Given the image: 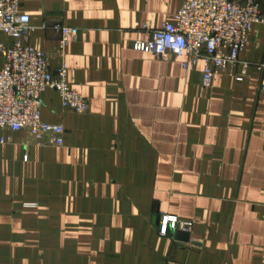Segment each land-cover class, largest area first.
Wrapping results in <instances>:
<instances>
[{
	"label": "crops",
	"instance_id": "0c3cea01",
	"mask_svg": "<svg viewBox=\"0 0 264 264\" xmlns=\"http://www.w3.org/2000/svg\"><path fill=\"white\" fill-rule=\"evenodd\" d=\"M183 4L20 0L30 45L52 72L67 65L90 109L43 94L63 147L0 129V264H264V24L203 92L202 62L137 49ZM58 26L74 30L65 47ZM160 214L192 224L188 237L160 236Z\"/></svg>",
	"mask_w": 264,
	"mask_h": 264
},
{
	"label": "built area",
	"instance_id": "2783aa9c",
	"mask_svg": "<svg viewBox=\"0 0 264 264\" xmlns=\"http://www.w3.org/2000/svg\"><path fill=\"white\" fill-rule=\"evenodd\" d=\"M261 24L264 16L260 0H184L176 23L153 30L147 41L137 43V49L158 59L185 57L183 68L188 71L202 62L201 88L208 92L217 76L240 64L253 27ZM34 30L30 16L21 13L20 0H0V33L13 41L9 46L0 44L4 58L0 70V129L25 130L38 147H63L64 127L42 120L43 94L55 90L63 109L77 114H87L90 104L72 88L65 63L52 72L47 54L30 45ZM56 31L62 34L61 45L65 47L74 30L58 26ZM257 67L262 73L260 91L264 93V62ZM0 143L5 144L6 139L0 138ZM191 229L192 224L160 214V236ZM165 264L181 263L169 259Z\"/></svg>",
	"mask_w": 264,
	"mask_h": 264
},
{
	"label": "water",
	"instance_id": "95a60500",
	"mask_svg": "<svg viewBox=\"0 0 264 264\" xmlns=\"http://www.w3.org/2000/svg\"><path fill=\"white\" fill-rule=\"evenodd\" d=\"M169 234H171L172 236H176L177 238H179L180 236L188 237L187 233L179 232V231H176V232H170Z\"/></svg>",
	"mask_w": 264,
	"mask_h": 264
}]
</instances>
